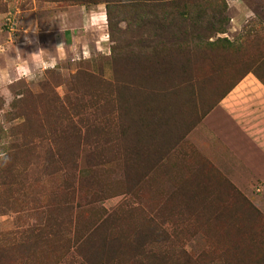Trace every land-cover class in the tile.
<instances>
[{"label": "rangeland", "instance_id": "374dc122", "mask_svg": "<svg viewBox=\"0 0 264 264\" xmlns=\"http://www.w3.org/2000/svg\"><path fill=\"white\" fill-rule=\"evenodd\" d=\"M46 1L86 4L0 0V29L53 22ZM94 1L98 29L42 41L0 97V264H264L262 189L226 141L264 96V0Z\"/></svg>", "mask_w": 264, "mask_h": 264}, {"label": "crops", "instance_id": "0c3cea01", "mask_svg": "<svg viewBox=\"0 0 264 264\" xmlns=\"http://www.w3.org/2000/svg\"><path fill=\"white\" fill-rule=\"evenodd\" d=\"M64 3L44 2L42 10H45L43 12L47 14L48 19L55 18L53 22L42 21L39 27L35 22H30L25 30L19 27L20 30L18 29L19 32L15 35H12L13 32L8 29L7 32L0 29V97L2 99L11 95L10 86L15 81L31 71L36 64V61L33 62L35 58L39 59L40 64L48 63L46 58L49 57L50 49L59 53V50H56L58 43H63L66 49L75 50L77 42L86 36L89 29L92 31L98 29L101 21L96 19L103 16V4ZM14 25L16 27L15 23ZM16 31L17 28L14 32ZM45 39H49L53 44L50 49L42 47V41ZM67 41L69 44H66ZM85 48L87 47H81L84 50L79 49L78 53L86 52ZM40 50L39 56L33 55L38 54ZM31 56L35 58L31 60ZM255 94L258 95L257 92ZM241 110L243 111L238 112L234 108L231 115L233 129L237 133L236 139H226V141H243L248 147V154L242 156L239 161L241 172L235 178V185L243 192L247 191L245 187L250 189L260 186L264 198V96L261 100L260 98L253 100L247 108L243 107Z\"/></svg>", "mask_w": 264, "mask_h": 264}, {"label": "trees", "instance_id": "16d2710c", "mask_svg": "<svg viewBox=\"0 0 264 264\" xmlns=\"http://www.w3.org/2000/svg\"><path fill=\"white\" fill-rule=\"evenodd\" d=\"M157 1V0H156ZM163 1H169V0H159L158 2H163ZM177 1H179V0H172V4H175V3H177ZM82 2H84V3H86V4H98V3H104V4H106V6H107V1H102V2H99V1H94V0H82ZM107 8V7H106ZM107 13H108V10L106 11ZM171 20H173V18H170ZM260 82H262L263 83V81H261V79H260ZM264 84V83H263Z\"/></svg>", "mask_w": 264, "mask_h": 264}, {"label": "built area", "instance_id": "2783aa9c", "mask_svg": "<svg viewBox=\"0 0 264 264\" xmlns=\"http://www.w3.org/2000/svg\"><path fill=\"white\" fill-rule=\"evenodd\" d=\"M6 25L8 27V30L15 31V25H14L13 19H8L6 22Z\"/></svg>", "mask_w": 264, "mask_h": 264}, {"label": "clouds", "instance_id": "9594fccd", "mask_svg": "<svg viewBox=\"0 0 264 264\" xmlns=\"http://www.w3.org/2000/svg\"><path fill=\"white\" fill-rule=\"evenodd\" d=\"M29 43H31V41H29ZM62 48H63V43L60 44V45H58L56 50H60V49H62ZM40 54H41V50L38 52V54H33V55H35V56H39ZM17 58H19V57H18V53H17ZM35 66H36L37 68H39L41 65H40L39 63H37ZM6 162H7V161H5V163H6Z\"/></svg>", "mask_w": 264, "mask_h": 264}]
</instances>
